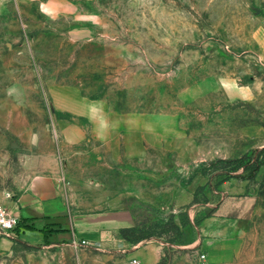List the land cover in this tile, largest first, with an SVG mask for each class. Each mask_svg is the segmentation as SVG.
Masks as SVG:
<instances>
[{"label":"rangeland","instance_id":"374dc122","mask_svg":"<svg viewBox=\"0 0 264 264\" xmlns=\"http://www.w3.org/2000/svg\"><path fill=\"white\" fill-rule=\"evenodd\" d=\"M43 178L134 224L0 264H264V0H0V201Z\"/></svg>","mask_w":264,"mask_h":264},{"label":"crops","instance_id":"0c3cea01","mask_svg":"<svg viewBox=\"0 0 264 264\" xmlns=\"http://www.w3.org/2000/svg\"><path fill=\"white\" fill-rule=\"evenodd\" d=\"M108 202L113 204L116 201ZM12 203L10 209L19 215L17 226L33 225L35 234L45 230V235L55 241L71 242L83 238L100 246L114 248L124 244L123 239L118 237V230L134 224V213L125 205L110 206V210L96 213L75 210L66 190L49 178L36 180L29 189L20 190ZM160 248L148 244L147 252H143L146 258L144 264H157L161 256Z\"/></svg>","mask_w":264,"mask_h":264},{"label":"built area","instance_id":"2783aa9c","mask_svg":"<svg viewBox=\"0 0 264 264\" xmlns=\"http://www.w3.org/2000/svg\"><path fill=\"white\" fill-rule=\"evenodd\" d=\"M19 223V215L7 208L0 201V234L9 236L10 233L16 228ZM71 245L75 247H86V248H97L98 244L87 239H73L71 240ZM133 264L137 263L135 258L131 261Z\"/></svg>","mask_w":264,"mask_h":264}]
</instances>
